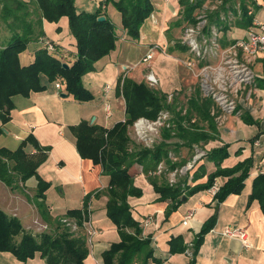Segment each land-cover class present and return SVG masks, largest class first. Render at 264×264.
<instances>
[{"label": "crops", "instance_id": "1", "mask_svg": "<svg viewBox=\"0 0 264 264\" xmlns=\"http://www.w3.org/2000/svg\"><path fill=\"white\" fill-rule=\"evenodd\" d=\"M23 1L29 2L30 0ZM171 1L172 5L169 4ZM78 2L79 0H75L77 10L85 12H94L99 5L104 4L105 7L102 11L107 16V4L104 3L106 0H98L96 4L98 6L78 5ZM170 2L153 0L158 16L160 14L165 16V9L171 13L169 17L167 16L168 20L165 21L163 17L161 21L160 25L164 32L172 31L169 22L177 11L176 1L170 0ZM240 3L241 0H236V2L231 0L229 5H233L236 9L240 7ZM251 3L253 5H250ZM248 4L252 16L264 23V0H248ZM163 9L165 13H161ZM151 15L153 25H157L158 19L154 13ZM239 18V15L234 17L233 25L226 31H221L223 46L246 37L249 27L242 24L234 25L239 21ZM45 23L42 25L43 38L50 40L45 33ZM118 29L120 28H116V30ZM58 30L57 27L56 31ZM118 33L120 44L117 42L114 51L94 64V72L86 74L82 78L83 86L93 95L91 101H75L71 96L63 93L62 88L56 90L51 84L42 93H33L29 97L14 96L9 120L4 124L0 121L2 130L0 148L15 151L23 141L31 136L35 140L36 146L27 145L26 154L33 158L38 157L39 154L46 156L38 166L36 174L42 181L49 184L44 198L47 207L46 213L51 220L65 217L68 211L83 209L85 197L90 196L87 203L89 204L86 211L87 219L96 233L90 238L87 237L88 255L85 264H103V253L108 251L111 245L119 243L120 237L118 230L106 215L105 190L108 187L109 178L101 173L99 166L93 165L90 160L82 159L79 156L76 147L77 140L72 127L86 122L89 125L96 124L102 128H111L114 124L123 122L125 107L122 97H118L116 93L118 80L127 77L135 82H144L143 70L134 73L131 68L133 65H128L132 46H125L126 42L128 44L139 42L128 40L125 32L121 30H118ZM168 34L172 35V32H167L163 36L165 37L163 41L169 39ZM59 36L64 38V41L67 39L63 45L53 40L50 41L57 44L58 58L70 65L76 58L73 39L69 30L68 33H62V36ZM32 43H35V47L32 50V56L29 57V62L22 61L23 54L19 55L20 64L23 66L33 61L34 51L40 48V43L31 42L29 44ZM170 52L179 57L180 52H176L174 49H171ZM157 53H155L151 61L152 66H150L159 81L157 89L166 95H172L171 93L178 95L177 92L186 91L187 80H184L185 78L183 79L180 74V67L184 66L177 61L176 57L161 52ZM180 54L181 57H187L185 52ZM123 66L128 67V69H124V72ZM252 68L257 78L260 79L264 69V52L256 58ZM107 86L109 90L106 94L104 88ZM61 94L66 96L63 98ZM105 104L110 107V118L106 117ZM212 136V140L202 145L206 153L223 147H226L228 152V157L221 162L219 169H230L244 160L251 159L252 165L248 177L244 181L242 192L238 195H229L215 208V201L207 194L206 190L201 189L191 194L188 191L185 193L186 196L181 197L177 207L168 212L171 202L159 200V195L153 186L156 181L158 184L162 181L161 177L146 176L137 164L133 165L129 169V174L140 195L128 197L127 202L131 208L133 219L140 223L141 236L149 239L152 250V255L148 259L134 261L133 264L189 263L190 257L186 250L185 252L182 250L187 248L189 243H193L201 226L215 215V224L203 236L193 263L264 264V214L257 201H249L253 179L264 173V87L258 86L255 81V84L242 90L238 100L237 114L227 116L220 125L217 124ZM174 141L175 139L170 141L171 144L178 147L172 146V151L176 153L177 157L182 158L184 152L175 150L179 148V144ZM180 161L184 163L183 160L180 159ZM216 169L217 165L206 157L200 160L190 174L192 177L188 181L189 189H197L198 186L204 185L208 177L216 172ZM228 178L219 176L215 180L221 187ZM36 184L35 177L29 178L24 184L26 186L24 191H28V193L24 194L19 188L11 189L0 181V210L8 216L17 218L24 230H29L32 222L36 224L38 219L47 223L40 216L35 202L31 200L30 194L33 193ZM190 210L194 212L193 217L184 226L182 224L183 217ZM147 219L149 223L145 225L144 222ZM50 224L48 223V225ZM226 228L244 231L249 248L243 249L239 240L223 236L222 232ZM0 264L48 263L38 254L33 259L23 262L17 260L11 253L0 252Z\"/></svg>", "mask_w": 264, "mask_h": 264}, {"label": "trees", "instance_id": "2", "mask_svg": "<svg viewBox=\"0 0 264 264\" xmlns=\"http://www.w3.org/2000/svg\"><path fill=\"white\" fill-rule=\"evenodd\" d=\"M203 0L195 4L186 3L184 20L193 23V13L199 8ZM108 3V0L106 2ZM113 6L119 16L120 30L130 41H138L143 23L154 10L153 0H117ZM0 22L7 26L10 32L9 40L0 47V121L6 123L13 109V97H29L33 93H42L48 85L60 83L62 92L71 96L78 102H89L93 95L82 84V78L94 69V64L115 50L119 39L118 30L103 13L102 6L94 12L77 10L75 0H0ZM224 4V3H223ZM250 5H253L251 3ZM248 0H241L240 18L234 25L242 24L250 27L252 15H248L250 6ZM225 11L223 6L221 9ZM210 13L209 24H220L219 14ZM104 17L103 21H99ZM61 18L67 21L69 34L73 39L74 55L72 64H66L58 58L57 44L50 41L54 52H48L42 45L43 23H57ZM230 26H224L221 31H226ZM39 41V42H38ZM30 42L40 43V48L34 51V59L23 66L19 62V55L25 51ZM183 52L185 50L181 49ZM66 65L68 68H64ZM257 85L264 87V69ZM118 97L124 101V121L114 124L111 128H102L96 124L89 125L81 122L72 131L77 140V151L82 159H87L93 165L101 168V173L109 178L105 190L107 202L106 215L119 233L120 242L111 245L103 253V264H133L134 261H145L152 255L148 238L141 236L139 222L131 215V208L127 202L128 197H138L140 192L134 187L129 169L137 164L146 175L154 171L159 162L165 161L168 169L176 165L169 164L168 155L172 146L170 141L177 139L183 146L191 148L200 142L213 139L215 133L214 117L210 116L211 101L208 99H191L185 115L176 112V124L168 129H162L161 141L153 149H140L133 146L129 138L128 128L138 118L149 120L157 118L160 112H174L178 108L175 101L167 103V95L162 91L150 88L145 82H135L124 77L118 80L116 86ZM196 114L206 122L207 129L198 128L190 124L192 116ZM0 127V134H1ZM209 132L211 134H209ZM27 145L36 146L35 140L29 136L15 151L0 148V181L11 189L19 188V183L24 184L29 178L37 180L35 205L40 216L47 223H53L56 228L51 234L32 236L24 230L19 220L8 216L0 210V252L11 253L19 261L33 259L39 255L48 264H85L88 255L86 235L82 230L76 238L68 233L67 229L59 228V219L51 220L46 213L44 193L49 184L42 181L36 174L38 166L45 160L44 154L31 157L26 154ZM228 157L226 147L206 153V158L217 165L216 172L208 177L204 185L197 189L184 185L186 180L180 181L181 185L170 187L167 182L153 183L159 200L170 201L168 212L174 210L186 192L207 190L216 177H229L214 196L215 208L218 207L229 195H238L242 192L244 181L247 179L252 165L251 159L244 160L230 169H219L221 162ZM238 174V175H236ZM236 175V176H235ZM164 179V178H162ZM90 196L85 197L83 209L68 211L65 217L74 218L80 225L86 215V204ZM249 201H257L261 212L264 214V173L257 175L251 185ZM84 211V212H83ZM216 215L208 219L195 235L192 243V256L187 264H194V256L202 242L203 236L214 226ZM58 229H62L59 232ZM187 248L182 251L185 252Z\"/></svg>", "mask_w": 264, "mask_h": 264}, {"label": "built area", "instance_id": "3", "mask_svg": "<svg viewBox=\"0 0 264 264\" xmlns=\"http://www.w3.org/2000/svg\"><path fill=\"white\" fill-rule=\"evenodd\" d=\"M164 1L166 3L170 2V0ZM175 1L178 5L179 0ZM189 2L193 3L194 0H189ZM102 9H104V6H102ZM210 13V9L206 3H203L194 12V22L188 26L186 25L187 27L184 28L180 36L181 44L186 48L185 53L187 58L179 59L178 62L192 73L197 71L199 87L203 97L212 100L220 111L214 116L217 124L220 125L225 117L237 114V103L242 90L247 86H252L254 83V73L252 72L251 65L264 52V23L253 17L244 39H237L231 44L223 46L221 44V29L209 24ZM248 15H252V12L249 11ZM224 18V15L221 14L220 19L223 21ZM165 42L168 43L167 40H164L163 45L152 44L149 46L139 63L145 64L149 68V63L152 61L155 53H163ZM42 45L50 53L55 50L54 45L48 40H43ZM123 69H128V67H124ZM144 81L150 88L157 89L159 86V81L150 68L144 76ZM54 87L56 90H61L62 88L58 82L54 84ZM108 90V86L104 88L106 94ZM171 98L172 95H169L167 102H170ZM104 111L106 117L110 118L111 111L109 105H104ZM169 119V113L162 111L154 120L144 117L138 118L131 125V129L138 142L152 146L162 129L172 127ZM205 157L206 151L202 149L194 150V154L191 155L185 164L170 170L163 162H159L154 171L148 172L146 176H165L167 184L170 187L176 186L179 183V179H185L184 185L188 186V181L192 177L190 175L192 170ZM184 185L182 184L181 186L184 187ZM219 189L220 185L214 180L206 192L214 198ZM86 205V215L83 216L82 229L86 232V236L90 238L96 232L89 225L86 212L89 204ZM193 213L190 210L184 215L182 220L184 226L191 221ZM60 222L73 231L79 226L76 222L67 219V217L60 218ZM148 223L149 220H145L144 224L148 225ZM39 227L41 228L38 231L46 229V226L43 225ZM222 235L229 239L239 240L243 249L249 248L246 234L242 230L226 228L223 230ZM186 253L191 258L192 243L188 244Z\"/></svg>", "mask_w": 264, "mask_h": 264}, {"label": "rangeland", "instance_id": "4", "mask_svg": "<svg viewBox=\"0 0 264 264\" xmlns=\"http://www.w3.org/2000/svg\"><path fill=\"white\" fill-rule=\"evenodd\" d=\"M97 1L98 0H79L78 5L79 4H82V5L83 4H89V5H93V6H98V5H96ZM113 1H117V0H109L108 3H107V10H106L107 11L106 12L107 13V17H108V19L111 22L114 23L116 28H120L119 16H118V13H117V11L115 10V8L113 6V3H112ZM230 1L231 0H203L202 1V4L206 3V5L210 9L211 13L216 12L218 10L220 12L219 14L220 15L222 14L225 17L223 19V21L220 19V24L219 25H216L214 23H212L210 25H213V26L215 25L219 29H222L224 26H232L233 25V22L235 20L234 17H236L238 15L240 16V8L234 9L233 5L232 6L229 5ZM187 2L189 4H195L197 2V0H194L193 3H190L189 0H179V3L177 5L176 14H175V16L173 18L170 19V22H169V24H170L169 27H170V29L172 31L169 30V31L164 32V30L162 28V25H160L161 21L163 20V17L165 18V21L168 20L167 16L169 17L171 15L170 11L169 10L167 11V9H165L166 10V13H165L164 9H163L161 11V13H165V16L163 14L162 15L160 14L158 16V14L156 13V10L154 9L153 13H154V16L158 19V24L157 25H153L152 20L149 17L147 20H145V22L142 25V28H141V31H140V38L138 40L139 43L128 44L126 42L125 46H127V47L132 46L131 49H130L131 53H130V56H129L130 57V61H129L128 65H133L132 67H133L134 73H136V71L143 70V76L146 75V73L149 71L150 66H152L151 65L152 62L150 61L149 68L147 67V65L140 64L139 62H141L142 57L146 54L150 44L151 45L152 44L163 45V38H165L163 36L165 34H167V32H170V33L172 32V35L168 34V36H169V39H167L168 43L165 44L167 46L164 45L163 53L166 54V55H170V56H172L174 58L176 57L177 61L179 59H186L187 58V57H181V54H180L181 52H183L181 50L183 45L181 44L180 36H181L182 32L184 31V28L187 27L189 24H191V22L188 23V22H186V20H184V11H185ZM234 2H236V0H234ZM172 3L173 2L171 1L169 4L172 5ZM221 6H223L225 11L220 10ZM0 9H1V4H0ZM167 14H169V15H167ZM220 15H219V18H220ZM193 16H194V13L192 15V18H193ZM57 27L59 28L58 31H56ZM118 30H120V29H118ZM45 33H46V36L50 40H53L54 42H57V43H60L61 45H63L64 44L63 42H65L67 39L64 41V38L63 39H62V37L60 38L59 35L62 36V33H64V34L68 33L66 19L65 18H61L57 23L46 22L45 23ZM118 35H119V33H118ZM9 37H10V32H8L7 26L3 25L0 22V47L5 45V43L9 40ZM119 37H120V35H119ZM142 37H144V38L142 39ZM121 42H123V41H121ZM134 42H137V41H134ZM34 44L35 43L27 45L25 51L21 53V54H23V56H22L23 58L21 59L22 61H24L26 63L29 62V60H30L29 57H30V55L32 56V50L35 47ZM118 44H120V43L118 42ZM171 49H174V51H176V52H180L179 55H178L179 57H177L173 53H171L170 52ZM183 49L186 50V48H184V47H183ZM31 60H32V58H31ZM19 62H20V60H19ZM135 65H136V67H135ZM252 65H251V69H252V72L254 73V83L253 84H255L257 76L255 75V72H254V70L252 68ZM124 67L125 66H123V68ZM180 70H181L180 74L182 75L181 77L183 79L185 78L184 80H187L188 87H186V91L177 92L178 95H174V93H171L172 94V98H171L170 102H167V103L170 104V103H172V101H175V106H176V108H178L177 110H175L172 113H170L168 111L169 118H170L169 120H170L171 126L173 127L176 124V121H177L176 112L179 110V111H181V115H185L186 111L188 110V103L190 102L191 99H194L196 97L198 99H208L209 101H211L210 116H213V117L216 116L220 111H219L218 107L216 106V104L212 100H210L209 98L203 97L202 92H201L200 87H199V78L197 77V71L192 73L191 71L190 72L187 71L184 67L183 68L180 67ZM124 71L125 70L123 69V72ZM92 72H94V70ZM189 73H190V75H189ZM87 74H89V73H87ZM187 74H188V76H187ZM143 81H144V78H143ZM168 96L169 95H167V97ZM237 105H238V103H237ZM192 123L195 126H197L198 128H202V129L203 128L207 129V126H208L206 124V122L202 121L199 117L196 116V114H194L192 116V120H191L190 124H192ZM214 123H215V125H217V121L215 120V118H214ZM128 130H129L128 131L129 138L134 143L133 146H137L140 149H149V150L153 149L155 146H157L159 144V142L162 139L161 132H160V135L157 138L156 142L153 143L152 146H150V145L147 146L146 144L140 143V142H138L136 140V137H135V135L133 133V130L131 129V126L128 128ZM203 132H205V130H203ZM206 133L207 132H205V134ZM209 134H211V133L209 132ZM174 142L179 144V148L175 149V150L176 151L182 150L184 153H183L182 158H179V157H177L176 153L172 151L173 148H170V152H169V155H168V161H167V163H169V164H181V163H183V162L180 161V159L183 160L184 161L183 164H185L186 161L189 160L191 155L194 154V150L202 149V150L205 151V148H203V146H202L204 144V142H200V143H198L196 145H193L191 148L183 146L182 143H180L177 139H175ZM175 158H176V160H174ZM162 162L167 167L166 162L165 161H162ZM177 166H179V165H176V167ZM158 177H161V179L164 178L162 180L164 182L165 181L167 182L165 176H158ZM178 181H179L178 184L181 185L180 181H183V180L179 179ZM20 184L21 183H19V189L24 194L28 193V191H24V188H26V186H24L25 183L21 184V186H20ZM183 189H185V187H181V190H183ZM33 193L30 194L31 200H33V202H38V200L35 199L36 186H35V189L33 190ZM67 219H69L71 221H74L77 224H79L74 218H68L67 217ZM40 225L46 226V229H44L43 231H38L41 228V227H39ZM59 225H60L59 228L67 229L68 233L72 236V238L73 237L76 238L78 235H80L81 230H82L83 234L86 235V232L82 229V223H80L78 228L75 229L74 231L71 230V228L66 227L64 224H62L60 222V220H59ZM55 228H56L55 224L51 223L50 225H48V223H44L41 219H38V222L36 224H35V222H32L31 226L28 228L29 230H26V231H28L34 237L35 236L39 237L42 234H51V232H53L55 230ZM62 229H58L59 232H61ZM85 237H86V244H87V236H85Z\"/></svg>", "mask_w": 264, "mask_h": 264}, {"label": "water", "instance_id": "5", "mask_svg": "<svg viewBox=\"0 0 264 264\" xmlns=\"http://www.w3.org/2000/svg\"><path fill=\"white\" fill-rule=\"evenodd\" d=\"M103 20H104V17H100L99 18V21H103ZM63 67L66 68V69L68 68L66 65H63ZM65 96H66L65 94H61V97L64 98Z\"/></svg>", "mask_w": 264, "mask_h": 264}]
</instances>
